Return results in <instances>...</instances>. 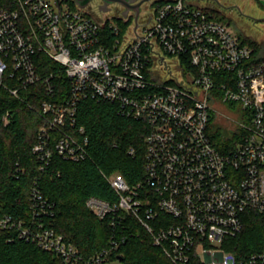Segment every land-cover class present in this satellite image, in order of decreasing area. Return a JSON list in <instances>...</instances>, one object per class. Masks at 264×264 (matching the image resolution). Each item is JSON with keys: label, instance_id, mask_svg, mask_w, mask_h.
Wrapping results in <instances>:
<instances>
[{"label": "built area", "instance_id": "obj_1", "mask_svg": "<svg viewBox=\"0 0 264 264\" xmlns=\"http://www.w3.org/2000/svg\"><path fill=\"white\" fill-rule=\"evenodd\" d=\"M64 3L0 0V85L41 100L32 147L40 168L54 151L73 161L90 157L85 129L76 126L78 105L112 102L118 114L147 124L144 176L131 183L120 171L103 173L118 198L89 196L93 213L111 214L114 227L136 219L161 250L153 264H264V244L246 254L231 248L247 212L264 221V59L191 0H152L151 17L137 23L122 15V36L113 17ZM224 110L234 125L222 126L232 135L222 151L208 133L214 113ZM28 211L24 218L0 212V232L67 264H122L114 252L126 236L84 256L55 229L54 203L36 184Z\"/></svg>", "mask_w": 264, "mask_h": 264}, {"label": "trees", "instance_id": "obj_2", "mask_svg": "<svg viewBox=\"0 0 264 264\" xmlns=\"http://www.w3.org/2000/svg\"><path fill=\"white\" fill-rule=\"evenodd\" d=\"M204 7L222 18L218 9ZM113 21L122 36L128 24L120 17ZM105 28L109 30L108 22ZM114 35L111 32V36ZM243 39L251 46L257 45L250 37ZM260 57L264 59V55ZM43 59L50 63L46 57ZM52 64L49 65L53 67ZM21 93L24 98L15 97L0 85V212L28 217L30 191L36 184L54 203L53 226L84 256L110 247L113 238L126 236V241L114 252V258H119L122 264H153L162 260L160 248L153 244L150 235L136 219L127 216L125 226L114 227L111 214L99 218L86 205L89 196L110 202L117 200L116 192L103 173L120 171L131 183L143 178L147 124L118 114L112 102L82 99L78 105L76 126L85 129L90 157L73 161L54 151L50 164L40 168L32 147L43 122L39 111L41 100L29 97L31 93L27 90ZM208 134L219 150L232 147V135L219 124L212 121ZM130 147L135 149L134 154L129 153ZM11 234L9 231L0 232V264H67L59 255L34 242L16 236L9 240ZM234 241L231 248L239 254L262 247L264 221L257 212H247L245 228Z\"/></svg>", "mask_w": 264, "mask_h": 264}, {"label": "rangeland", "instance_id": "obj_3", "mask_svg": "<svg viewBox=\"0 0 264 264\" xmlns=\"http://www.w3.org/2000/svg\"><path fill=\"white\" fill-rule=\"evenodd\" d=\"M101 0H94L89 4L88 10L91 15L94 17L104 20L109 17L122 18L123 15L120 11H115V5L109 11H101L98 8V3ZM195 4L210 6L218 9L221 12L222 18H217L223 20L224 22L229 23L230 28L237 32L242 38L247 36L256 41L257 45H254L253 48L259 56L264 55V0H191ZM67 2L72 3V0H66ZM102 2V1H101ZM122 6V5H121ZM130 17L128 20L132 22ZM134 19V18H133ZM221 110V109H220ZM225 114L214 113L212 120L214 123H217L221 126L230 127L234 125L233 122L227 117L229 114L228 111L224 110Z\"/></svg>", "mask_w": 264, "mask_h": 264}, {"label": "water", "instance_id": "obj_4", "mask_svg": "<svg viewBox=\"0 0 264 264\" xmlns=\"http://www.w3.org/2000/svg\"><path fill=\"white\" fill-rule=\"evenodd\" d=\"M56 3L59 5L60 4V0H55ZM80 7H86L91 0H74ZM144 0H140L137 3H134L135 0H102V4L100 5V10L101 11H109V5L110 4H120L122 6L125 7V11L123 12V16H127V12L130 9H136V16H135V22H138V13H139V8L137 7V5H139L141 2H143Z\"/></svg>", "mask_w": 264, "mask_h": 264}, {"label": "flooded vegetation", "instance_id": "obj_5", "mask_svg": "<svg viewBox=\"0 0 264 264\" xmlns=\"http://www.w3.org/2000/svg\"><path fill=\"white\" fill-rule=\"evenodd\" d=\"M94 0H91L90 3H92ZM102 1V0H101ZM100 1V3H98V8H100V5L102 4V2ZM140 0H135L134 3L139 2ZM89 3V4H90ZM112 4L110 6L113 7ZM116 8L114 9L115 11H120L122 14L125 11V7L121 6L120 4L115 5ZM112 7H110V10L112 9ZM137 7L139 8V15H138V20L142 19V18H150L152 15V0H144L143 2H141L139 5H137ZM114 8V7H113ZM128 16L133 17L135 19L136 16V9H130L127 12Z\"/></svg>", "mask_w": 264, "mask_h": 264}]
</instances>
